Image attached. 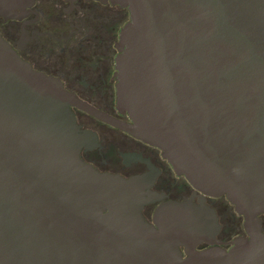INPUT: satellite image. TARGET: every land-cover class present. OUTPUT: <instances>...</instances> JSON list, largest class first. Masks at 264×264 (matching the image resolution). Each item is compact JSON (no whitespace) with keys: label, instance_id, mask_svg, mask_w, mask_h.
Listing matches in <instances>:
<instances>
[{"label":"water","instance_id":"95a60500","mask_svg":"<svg viewBox=\"0 0 264 264\" xmlns=\"http://www.w3.org/2000/svg\"><path fill=\"white\" fill-rule=\"evenodd\" d=\"M109 1L129 11L115 56L116 107L129 121L32 68L0 34V264H264V0ZM32 2L0 0V16ZM71 105L158 147L196 189L224 194L248 236L196 249L215 215L190 201L145 221V176L85 162L96 135Z\"/></svg>","mask_w":264,"mask_h":264},{"label":"flooded vegetation","instance_id":"af4514ba","mask_svg":"<svg viewBox=\"0 0 264 264\" xmlns=\"http://www.w3.org/2000/svg\"><path fill=\"white\" fill-rule=\"evenodd\" d=\"M20 14L7 19L0 16V34L23 60L58 79L80 100L129 121L126 113L116 107L115 76L116 43L120 28L129 19L127 8L109 0H33ZM71 109L79 128L96 135L93 147L80 150L85 162L100 172L124 178L145 176L142 188L148 201L141 208L145 221L154 223L155 209L161 204L190 201L211 208L215 215L196 249L211 246V241L229 248L236 236H248L244 216L224 194L203 193L175 172L158 147L76 105ZM260 216L264 231V214ZM180 250L185 257L184 246Z\"/></svg>","mask_w":264,"mask_h":264}]
</instances>
